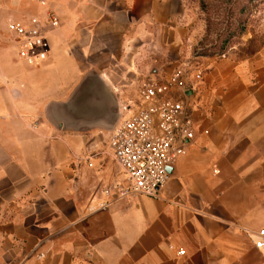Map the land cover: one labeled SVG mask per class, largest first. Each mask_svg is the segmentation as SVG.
I'll list each match as a JSON object with an SVG mask.
<instances>
[{"label": "crops", "instance_id": "0c3cea01", "mask_svg": "<svg viewBox=\"0 0 264 264\" xmlns=\"http://www.w3.org/2000/svg\"><path fill=\"white\" fill-rule=\"evenodd\" d=\"M49 12L40 67L0 53V264H264V49L194 55L181 0H0L6 32ZM189 68L185 152L155 196L110 201L124 174L102 133L57 129L47 103L95 72L134 107L144 83Z\"/></svg>", "mask_w": 264, "mask_h": 264}, {"label": "built area", "instance_id": "2783aa9c", "mask_svg": "<svg viewBox=\"0 0 264 264\" xmlns=\"http://www.w3.org/2000/svg\"><path fill=\"white\" fill-rule=\"evenodd\" d=\"M58 25L52 12L44 19L33 16L8 21L7 32L17 58L30 66L42 65L50 51L46 31ZM200 77V69L191 73L177 69L165 81L144 83L139 92V103L134 107H122V114L108 137V147L124 174V183L113 190H103L108 198H112L110 201L136 195L155 196L165 184L167 169L185 152L187 141L193 138L188 119L191 98H185L184 91L190 89L193 92ZM173 89L180 91V98L170 96ZM107 203L103 202L102 206ZM257 235L254 246L261 249L264 247V228ZM176 253L183 255L184 250L178 249Z\"/></svg>", "mask_w": 264, "mask_h": 264}, {"label": "rangeland", "instance_id": "374dc122", "mask_svg": "<svg viewBox=\"0 0 264 264\" xmlns=\"http://www.w3.org/2000/svg\"><path fill=\"white\" fill-rule=\"evenodd\" d=\"M181 4L192 26L193 53L245 58L264 49V0H181ZM0 53L15 57L11 38L1 24ZM113 128L93 130L102 133L104 148Z\"/></svg>", "mask_w": 264, "mask_h": 264}, {"label": "water", "instance_id": "95a60500", "mask_svg": "<svg viewBox=\"0 0 264 264\" xmlns=\"http://www.w3.org/2000/svg\"><path fill=\"white\" fill-rule=\"evenodd\" d=\"M191 95L190 89L184 91L185 98ZM44 113L57 129L79 132L111 130L122 114V107L104 79L95 72H88L67 99L50 101Z\"/></svg>", "mask_w": 264, "mask_h": 264}, {"label": "trees", "instance_id": "16d2710c", "mask_svg": "<svg viewBox=\"0 0 264 264\" xmlns=\"http://www.w3.org/2000/svg\"><path fill=\"white\" fill-rule=\"evenodd\" d=\"M194 55H196V56H208V55H202V53H200V52H197V53L194 52Z\"/></svg>", "mask_w": 264, "mask_h": 264}]
</instances>
